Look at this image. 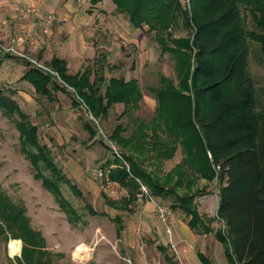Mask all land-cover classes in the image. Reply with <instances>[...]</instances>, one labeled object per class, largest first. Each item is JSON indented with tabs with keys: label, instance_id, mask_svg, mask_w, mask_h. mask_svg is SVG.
<instances>
[{
	"label": "trees",
	"instance_id": "16d2710c",
	"mask_svg": "<svg viewBox=\"0 0 264 264\" xmlns=\"http://www.w3.org/2000/svg\"><path fill=\"white\" fill-rule=\"evenodd\" d=\"M100 1L91 0L92 4ZM111 1L117 12L126 15L133 28L146 26L149 32H154L161 53L170 54L174 59L178 81L174 84L160 74L159 86L149 89L157 106L153 120L156 131L148 138L142 131L147 125L139 119L135 120L136 129L130 136L121 134L125 132L121 124L115 127L110 139L131 151L134 157L125 156L130 163L129 172L124 168L109 170L108 179L126 190L125 204L137 199L141 185L152 199L172 198L170 207L189 218L191 229L200 234L213 233L223 247L227 264H264V104H257L248 69L246 41L248 38L259 46L264 65V0H191L189 14L176 0ZM243 11L253 22V30L247 33L241 26ZM179 17L184 27L193 29L191 40L170 39L167 30ZM168 39L173 46H169ZM49 65L100 119L106 118L117 104L123 106V114L139 108L142 94L136 79L111 78L102 91L96 80L90 81L88 69L70 75L65 62L56 57ZM20 80L46 98H50L51 88L65 92L49 75L35 68L28 67ZM97 80L103 82V78ZM261 92L264 97V87ZM0 111L5 118H17L13 121L19 132L21 153L33 168L35 179L41 180L68 222L74 225L79 216L61 198L60 185H67L79 197L80 192L54 164L47 146L39 143L37 127L28 121L17 103L3 93L0 94ZM149 142L158 161L172 157L177 144H181L192 173L188 175L177 167L169 174L177 176L172 188H165L155 176L140 170L137 156L148 152ZM194 177L207 182L216 180V218L222 222L223 230H214L210 224L213 220L198 213L194 194H178V190L188 187L184 183H191ZM105 201L110 207L118 204L115 200ZM88 209L92 215H105ZM0 221L8 231L19 233L17 237L25 242L22 252L25 261H29L33 253L38 257L45 253L37 247L26 250L28 246L41 245L42 240L30 229L24 209L3 196H0ZM111 221L120 237L121 219L116 217ZM36 241L39 244H34ZM159 249L164 251L162 247ZM198 257L204 262L201 255Z\"/></svg>",
	"mask_w": 264,
	"mask_h": 264
},
{
	"label": "rangeland",
	"instance_id": "374dc122",
	"mask_svg": "<svg viewBox=\"0 0 264 264\" xmlns=\"http://www.w3.org/2000/svg\"><path fill=\"white\" fill-rule=\"evenodd\" d=\"M176 2L189 14L191 0L188 2L176 0ZM94 5L96 4H92L91 0H0V94L10 96L28 117V121L37 127L39 143L47 146L54 164L80 192L79 197L67 185H60L61 198L67 207L79 216V221L71 225L53 195L42 186L40 179H35L33 168L21 153V140L13 121L17 118H5L0 111V196L24 209V216L30 229L37 232L42 240L41 245L28 246L26 250L37 247L41 252H45L39 257L33 253L31 259L26 262L22 256L25 242L21 237H17L19 233L8 231L0 221V229H3V232L0 231V264H33V262L37 264L38 261L39 264H182L183 255L179 251L181 234L179 231L176 233L175 226L183 214L170 207L173 199L139 198L140 201H137V198L134 202L125 204L123 199L127 196L126 190L120 186H107L98 175L100 171L108 174L109 170L117 168L130 169V163L125 160V156L134 157V155L127 148L111 140L110 135L118 124L125 128V132L121 133L123 136L132 135L137 125L135 120L139 119L147 125L142 131L148 138L156 131L153 120L157 106L154 95L149 89L159 86L160 74L177 84L174 59L170 54L161 53L154 39V32H149L146 26L141 29L148 37L142 58H136L141 51L139 52L135 46L120 44L121 53L127 54L128 59L125 60L124 55H121L119 59L110 61L106 65L110 74L107 78L135 77L142 100L139 108L128 114H123L122 105L112 107L104 119L95 116L85 103H81L77 99L78 97L81 100V97L68 85L62 86L65 92L51 88L50 98L37 95L29 83L20 80L29 66L19 56L4 51L14 34L33 21L32 17L28 22L21 20L20 11L24 8H34L40 17L53 13L57 21L51 27L50 35L43 34L36 26L34 36L37 43L32 47H26L25 51L44 46L43 50L50 54L58 51L68 58L73 49L81 53L82 46H87L90 57L93 52L96 56L99 41L103 40V37L106 39L104 28H100L97 23L93 24V21L88 25L82 22V18L87 16ZM65 6L70 8L71 11L68 13L71 16L65 15L62 11ZM124 17L127 19L126 15ZM240 20L244 32L253 30L252 18L247 12L240 13ZM192 31L191 27H184L180 17L172 21L167 30L171 40L182 38L191 40ZM170 39L167 43L173 46ZM246 41L249 74L254 82L257 104L260 106L264 104L261 92L264 87V65L261 62L259 46L248 38ZM96 60L98 61V59L94 61ZM69 62V74L89 68L90 81L96 80L101 87L103 82L98 81L97 78L107 75L106 68L99 67L103 60H99V64L96 65L91 64V60L88 64L83 63L82 57L78 61L72 59ZM112 62L116 65H124L126 68L119 74H112L110 73ZM48 75L53 83L58 81L60 85L59 80L63 81L60 76L58 79ZM104 82L106 83V80ZM90 116L99 122L104 135L120 151L122 159L113 158L109 147L97 139L96 128L89 121ZM162 128H165L164 123ZM162 137L160 134V138ZM146 148L148 152L143 156H137L138 167L145 173L155 176L165 188H172L177 176L169 174L177 167L180 166L188 175L192 173L193 168L185 162L186 155L181 144H177L172 157L160 161L154 158L152 142H149ZM106 166L107 168L103 169ZM169 176H172L171 180L168 179ZM192 179L191 183L188 181L184 183L188 187L178 190V194L183 192L194 194L197 211L206 216L207 220L208 218L213 220L210 224L214 230H223L222 222L216 218L218 201L216 180L207 182L199 177ZM107 199L115 200L118 204L110 207L105 201ZM157 206L172 213L173 220L171 224L167 223L168 227L158 217ZM88 207L97 214L105 215H92ZM116 217L121 219L125 232L119 239L109 234L115 226L111 219ZM186 221L185 218L182 220L183 223ZM199 235L194 251L198 253L199 245H204L210 248L208 251H203L204 257L210 259L212 264H222L213 255L216 253V250H213L214 245L218 246L219 252L223 250V247L216 243L213 233L207 237ZM34 244L39 242L36 241ZM160 247L164 248V251L159 249ZM191 262V264H201L195 261L193 256Z\"/></svg>",
	"mask_w": 264,
	"mask_h": 264
},
{
	"label": "crops",
	"instance_id": "0c3cea01",
	"mask_svg": "<svg viewBox=\"0 0 264 264\" xmlns=\"http://www.w3.org/2000/svg\"><path fill=\"white\" fill-rule=\"evenodd\" d=\"M25 1H28V0H25ZM108 3H110V5H108ZM92 8H93L92 10H90V11L88 10L89 12H91V11L92 12L91 13L88 12L87 16L82 18V22L84 24H87V25L89 23H91L92 21H93V24L97 23L100 28H102V29L104 28V34L106 36V39H104V37H103V40L101 39L99 41L100 44H99V47L97 50L98 54L96 56H95V53L93 52L91 54L92 57H90L89 47H87V46H82V52L81 53H79V51L77 49H73L71 56H69L68 58L64 57L58 51L51 52V54H50L48 51L43 50L44 46H38V47H35L34 49H30L28 51H25V49H23V50H21V52L26 57L32 59L33 61H38L41 64H44L45 66H47L48 68H50L51 70H53L55 72H57V71L54 70L49 65L51 59L54 57H56L60 60H63L65 62L66 68H67V73H68V68H69V64H70L69 61H71L72 59H73V61H78V59H80L82 57L83 63L86 62V64H88V63H90L89 61L91 60V64L94 63L95 65L98 63L99 60H103V62H106L107 64H104L103 62H101L99 67H105L106 68L105 74H107V75H103L104 79L106 78L105 79L106 83L111 78H117L115 76H113V77L110 76L107 78V76L110 74H108L109 72L107 70L106 65H108L110 63V61L114 62L116 59H119L121 57V55H124L125 60L128 59L127 54L121 53L120 44H124V45L128 44V45H131V47L135 46L139 50V52L141 51V53L140 54L138 53V56L136 57L137 59H140V58H142V54L145 53L144 50L146 49V47L144 45L146 44L148 37L146 34H143L141 29L133 28L131 26V24L128 22V20L124 17V14L118 13L115 10V5L112 3L111 0H110V2H109V0H101L98 4L92 6ZM69 9L70 8L68 6H65V9H63L62 11L65 12V15L68 14V16H71V14L68 13L69 11H71ZM83 27H85V25ZM89 29H91V28H89ZM105 30H107V32ZM46 45H48L47 42H46ZM95 59H98V61L96 60V62H95L94 61ZM22 61H24L25 64L26 63L29 64L28 65L29 68H34L27 59L22 58ZM113 62H112L111 67H110L111 68L110 73H112V74H114V73L119 74L120 71H122L126 68V67H124V65H116ZM130 68L132 69V66ZM87 69H89V68H87ZM83 71H81V72H83ZM81 72H78V73H81ZM75 74H77V72L74 74H70V75H75ZM58 75H59V73H58ZM47 76H48V74H47ZM103 77L99 76V78H103ZM118 78H121V77H118ZM130 79H135V77L125 79V81H128ZM104 81H103V84H101V87H100L101 90H104V85L106 84ZM54 82H55V80H54ZM57 82H55V83H57ZM62 82L61 83L59 82V84L61 85ZM91 82H93V80H91ZM62 86H63V84L60 87H62ZM64 86H66V84ZM79 101L81 103H83L81 100H79ZM119 105L120 104H117V105H114L113 107H116ZM77 107H78V105H77ZM137 201H140V199H137ZM181 214H183V213H181ZM184 218L187 220L185 223L182 222V220H184ZM188 222H189V218L183 214L181 216V218L179 217V221H177V224L175 226L176 233H178V231H179V233L181 234L180 235L181 236V240H180L181 245L179 246V251L183 255L182 264H191L192 263L191 262L192 256L194 257L195 261H198L201 264H212L210 262V259H206L204 257V254H203V251H208V250H210V248H208L204 245H201V246L199 245V248H198L199 252L197 253L194 251V246H196V242L198 241L197 237L200 236L199 235L200 233H197L196 230L191 229L188 225ZM124 233L125 232L123 229L120 237ZM109 234L110 235L113 234L114 238H116V239L120 238V237H117V235H116L115 226H114V229L112 230V232H109ZM210 235H211V233L210 234H202V236H204V237H207ZM216 243L219 244L220 246H222L217 240H216ZM213 250L214 251L216 250V253L213 254L214 257H216V260L218 262H221L222 264H227V261L224 257V254H223V250H222V252H219L217 245L213 246ZM198 255H201L204 258V262L199 259Z\"/></svg>",
	"mask_w": 264,
	"mask_h": 264
},
{
	"label": "built area",
	"instance_id": "2783aa9c",
	"mask_svg": "<svg viewBox=\"0 0 264 264\" xmlns=\"http://www.w3.org/2000/svg\"><path fill=\"white\" fill-rule=\"evenodd\" d=\"M183 1L188 2L189 0H183ZM31 17L33 18L32 23L29 24L27 27H24L21 31L14 34V36L10 39L8 46L6 48H4V51L6 53H9V54L17 55L20 58L27 59L35 69L42 71L45 74H50V75L59 79V75L57 72L51 70L50 68L46 67L44 64H41L38 61H33L32 59L26 57L21 52V50L25 49L26 47H32L37 43L36 38L34 36L35 35L34 34V28L36 26L39 27V29L42 31L43 34L50 35L51 27L57 21V18L53 13H47V14L42 15L40 17L37 10L34 8H24L20 11V18L24 22H28ZM59 82L61 83L62 81L59 80ZM62 84L65 85L63 82H62ZM89 121L96 128L97 139L101 140L103 143H105L109 147L111 155L113 156V158L122 159L120 151L117 150V148L112 144L111 140H109L104 135V133L100 127L99 122L95 118H92V117L89 118ZM126 171L129 172L128 167L126 168ZM98 175L107 186L115 185V186L119 187V185L117 183L111 182L108 179V176H107V174H105L104 171H100L98 173ZM137 198L138 199L139 198H146L147 200H153L150 197L148 190L143 185L140 186V192L137 195ZM156 209H157L158 217L161 220H163V222L165 223V226L168 227L167 223L171 224V222L173 220L172 213L170 211L163 209L160 206H157ZM167 232L169 233V231H167ZM172 247L174 248L173 245H172ZM174 251L176 252L175 248H174Z\"/></svg>",
	"mask_w": 264,
	"mask_h": 264
}]
</instances>
